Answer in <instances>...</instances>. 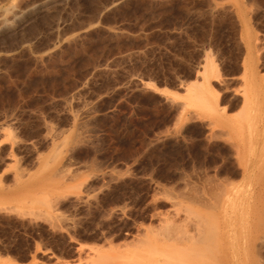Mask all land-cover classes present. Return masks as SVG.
<instances>
[{
	"label": "rangeland",
	"instance_id": "obj_1",
	"mask_svg": "<svg viewBox=\"0 0 264 264\" xmlns=\"http://www.w3.org/2000/svg\"><path fill=\"white\" fill-rule=\"evenodd\" d=\"M0 264H264V0H0Z\"/></svg>",
	"mask_w": 264,
	"mask_h": 264
}]
</instances>
